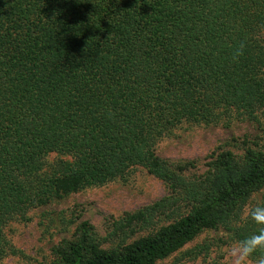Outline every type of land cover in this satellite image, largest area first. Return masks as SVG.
<instances>
[{
	"label": "trees",
	"instance_id": "trees-1",
	"mask_svg": "<svg viewBox=\"0 0 264 264\" xmlns=\"http://www.w3.org/2000/svg\"><path fill=\"white\" fill-rule=\"evenodd\" d=\"M263 109L264 0H0V259L14 216L136 166L170 195L121 227L186 211L110 248L83 221L51 264H157L204 230L256 232L242 212L260 192L264 205V147L243 141L191 179L155 145L183 123L258 121ZM50 153L71 160L45 171Z\"/></svg>",
	"mask_w": 264,
	"mask_h": 264
},
{
	"label": "rangeland",
	"instance_id": "rangeland-1",
	"mask_svg": "<svg viewBox=\"0 0 264 264\" xmlns=\"http://www.w3.org/2000/svg\"><path fill=\"white\" fill-rule=\"evenodd\" d=\"M233 117L218 124L183 123L158 139L156 154L168 159L178 172L193 179L202 176L208 162L221 151L241 154L245 145L243 141L247 145L264 147V109L258 111V121ZM60 160L71 158L50 153L44 158L43 169L51 170ZM169 195L170 189L163 180L136 166L124 176L105 184L85 187L62 199L29 208L24 216L16 215L4 225L3 233L11 249L5 252L0 264H51L53 248L63 239H72L83 221L89 223L102 247L128 242L186 211L183 206L178 209L174 206V210L153 212L152 222L155 224L146 228L137 229L136 223L120 226L127 216ZM261 201L262 192L253 195L244 206L242 216ZM234 241L220 227L204 230L157 264H227L225 251Z\"/></svg>",
	"mask_w": 264,
	"mask_h": 264
},
{
	"label": "clouds",
	"instance_id": "clouds-1",
	"mask_svg": "<svg viewBox=\"0 0 264 264\" xmlns=\"http://www.w3.org/2000/svg\"><path fill=\"white\" fill-rule=\"evenodd\" d=\"M244 47V43H241L235 49L233 60L243 55ZM246 217L257 225V230L227 247V264H264V205L248 208Z\"/></svg>",
	"mask_w": 264,
	"mask_h": 264
}]
</instances>
